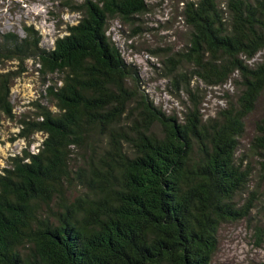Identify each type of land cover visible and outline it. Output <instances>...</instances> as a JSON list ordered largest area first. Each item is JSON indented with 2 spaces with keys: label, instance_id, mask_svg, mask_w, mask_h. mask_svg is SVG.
I'll return each instance as SVG.
<instances>
[{
  "label": "trees",
  "instance_id": "16d2710c",
  "mask_svg": "<svg viewBox=\"0 0 264 264\" xmlns=\"http://www.w3.org/2000/svg\"><path fill=\"white\" fill-rule=\"evenodd\" d=\"M183 3L188 45L165 61L171 86L192 97L183 119L155 106L107 34L111 19L142 15L143 0H84L50 48L28 27L0 34V127L14 119L18 76L5 62L34 60L47 81L34 116L18 119L20 137H43L38 151L0 172V264H212L221 226L250 218L237 152L264 110V56L250 63L264 52V0ZM193 79L237 93L204 118ZM253 125L264 171V115Z\"/></svg>",
  "mask_w": 264,
  "mask_h": 264
},
{
  "label": "rangeland",
  "instance_id": "374dc122",
  "mask_svg": "<svg viewBox=\"0 0 264 264\" xmlns=\"http://www.w3.org/2000/svg\"><path fill=\"white\" fill-rule=\"evenodd\" d=\"M84 0H0V34L13 33L25 37V28L40 37L41 46L50 48L55 41L67 34V27L77 24L82 12L77 7ZM95 1V0H90ZM146 10L130 24L118 19L108 23L107 34L118 47L123 59L139 72L145 92L168 115L183 119L192 106V97L171 86L165 76V61L170 55L183 51L188 45L189 29L182 15L185 0H143ZM264 56L260 53L254 60ZM3 72H16L11 88L14 119H4L0 127V172L9 159L22 155L27 149L36 153L43 137L35 134L29 139L20 137L18 119L34 116L35 102L39 101L44 84L38 64L31 59L19 65L16 61L3 64ZM192 92L204 118L214 116L227 99H234L236 87L231 81L223 86H206L193 79ZM197 86V87H196ZM196 88V89H195ZM45 104V103H44ZM264 115L259 105L246 123L240 139L237 156L243 157L250 173L249 194H243L240 204L250 199L248 220L241 219L223 224L217 237V249L212 264H264V171L259 160L250 152V142L255 135L253 121Z\"/></svg>",
  "mask_w": 264,
  "mask_h": 264
}]
</instances>
